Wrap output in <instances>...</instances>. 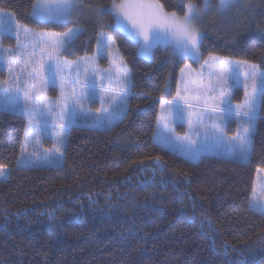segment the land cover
<instances>
[{"label":"trees","instance_id":"16d2710c","mask_svg":"<svg viewBox=\"0 0 264 264\" xmlns=\"http://www.w3.org/2000/svg\"><path fill=\"white\" fill-rule=\"evenodd\" d=\"M36 1L0 0V9L38 30L61 34L74 25L35 19ZM80 2L107 7L114 0ZM159 2L179 15L189 3L203 8V0ZM105 16L133 82L120 120L107 129L72 125L62 165L17 167L28 120L0 110V165L11 168L0 180V264H264V215L252 207L256 174L264 169V99L248 162L214 156L193 162L155 143L161 102L176 96L188 60L162 45L145 59L115 27L114 14ZM195 24L203 36L201 62L218 55L264 68V0L225 10L210 0ZM88 28L66 56L93 50L98 28ZM78 44V55L68 53Z\"/></svg>","mask_w":264,"mask_h":264},{"label":"rangeland","instance_id":"374dc122","mask_svg":"<svg viewBox=\"0 0 264 264\" xmlns=\"http://www.w3.org/2000/svg\"><path fill=\"white\" fill-rule=\"evenodd\" d=\"M238 1L240 0H236L235 3ZM150 2L158 9L162 7L159 0H150ZM47 3L48 0H37L35 5L38 8L42 4L47 7ZM52 3L54 5L55 0H52ZM121 3L122 0H114L107 7H86L80 0H76L70 17L66 21L58 22H71L74 25L61 34L38 30L31 25L23 24L17 20L13 12L0 9V23L3 25V29L0 30V110L23 114L28 120L17 167L62 165L69 129L72 125L107 129L126 114L127 95L133 84L131 71L110 31L106 28L109 23L105 16L106 12L111 11L115 16V27L137 43L135 36L130 34V32L134 33L135 29L127 20L123 23L128 31L117 24L116 17L120 15ZM198 9L197 18L204 11L203 8L198 7ZM163 11L162 14L169 20L172 19V14L180 20L186 14ZM35 12L36 9H33L35 19L57 23L55 19H44ZM90 23L98 28V41L91 52L72 59L65 55L71 43L56 46L58 42L65 41L66 35H70V30L77 32L72 37V41L84 30L89 31ZM195 27L200 36L199 50L195 57L181 54L179 45L182 37L172 32L167 33L166 42L155 44L150 56L140 54L145 59L151 60L155 47L172 46L180 57L188 60L180 71L176 96L173 100L161 102L154 142L193 162H199L203 157L209 156L248 162L250 155L246 159L240 158L229 150L234 142L233 138H238L244 133V129L249 127L242 122L246 117L238 116L236 112L242 113L248 109V101L252 97V75L255 73L259 88L261 80H264V68L247 60L218 55H210L201 62L203 36L196 24ZM160 32L163 36L165 29L161 28ZM88 38H90L89 33ZM85 47H88V43ZM80 48L81 44H78L73 50L67 51L78 55ZM50 52L53 54L50 55ZM198 63H201L199 69L194 65ZM49 65H52L53 70L56 71L54 81L48 70ZM125 80L128 81L127 84L124 83ZM221 80L225 81L223 100L232 109V115L226 120L223 118L224 112L212 111L213 107L223 109L226 106L225 103H221L219 87ZM86 84L88 87L84 86ZM213 88L215 91H211ZM51 89L54 94L51 93ZM239 89H242V93ZM25 93L30 94V100H25ZM6 95L18 97L17 103L20 106L27 104L30 110L34 108L35 114L29 116L20 108L12 110L6 107L4 105ZM177 104L183 109L182 116L176 114ZM189 104L192 106L189 107ZM260 106L261 99H258L255 105L257 118ZM69 109L74 110L75 113L71 123ZM62 124L65 128H61ZM178 125H184L186 131L178 132ZM255 127L256 120L250 128V154ZM213 132L217 136H222L221 143L218 144L210 135H205ZM61 133H64L63 139ZM163 137H170L172 142L165 144ZM10 170L11 168L3 166L0 180L7 179ZM254 203L264 205V169H258L256 174L252 205Z\"/></svg>","mask_w":264,"mask_h":264},{"label":"snow or ice","instance_id":"6c2138e0","mask_svg":"<svg viewBox=\"0 0 264 264\" xmlns=\"http://www.w3.org/2000/svg\"><path fill=\"white\" fill-rule=\"evenodd\" d=\"M236 0H218V6L220 9H224L234 4ZM76 0H55L53 5L52 0H48L47 7H44L43 4L38 8L34 5V9H36L35 14L41 16L44 19H55L57 22L66 21L70 15L72 9L75 7ZM115 6V5H114ZM210 7V0H203V10L207 11ZM120 15L116 17L117 24L124 28L125 31H128L127 26L123 23L124 20H127L135 29L134 33H131L135 36L137 40V44L139 46L140 54L142 55H151L152 48L155 44L160 42H166L167 33L172 32L173 34H179L182 37V42L179 45V50L182 55H189L195 57L198 54L199 50V41L200 36L199 32L195 27V20L197 15L199 14V9L196 5L189 3L187 5V12L184 15L183 19H177L175 14H172V19L169 20L166 15L162 14V11L158 9L150 0H122V3L119 5ZM123 17V19L121 18ZM165 29V34L162 36L160 29ZM3 29L2 23H0V30ZM77 34L76 31L70 30V35H66L65 41L58 42L56 46H60L63 43H71L72 37ZM141 40L143 41L141 43ZM50 55L53 53L50 52ZM57 65V69H58ZM48 70L52 74V79L54 81L56 71L53 70L52 65L48 66ZM125 84L128 83L127 80L124 81ZM225 81L221 80L220 87V95H221V103H225V108L218 109L217 107H213L212 111H222L224 112V119L226 120L229 116L232 115V109L227 106V103L223 100L225 95L224 89ZM88 87V85H84ZM247 88V85H245ZM19 90V89H18ZM211 91H215V89H211ZM246 96L248 95L246 91ZM31 99L29 93H25V100L28 101ZM258 99H264V80H261L259 88L256 83V75L255 73L252 75V97L251 100L248 101V109L243 111L242 113L237 111L236 115L246 117L243 123L249 125L248 128L244 129V133L240 135L238 138H233L232 147L229 150L233 155H237L240 158H247L250 155V146H251V138H250V128L253 126L257 114L255 110V105ZM18 97H13L11 95L4 96V105L6 107H10L12 110L20 108V110L32 116L35 114V109H28L27 104L20 106L18 103ZM122 103V102H121ZM189 107L192 105L189 104ZM69 122L71 123L72 119L75 116L74 110L69 109ZM183 109L179 104L176 105V114L178 116H182ZM63 119V116L61 117ZM31 122V120H30ZM61 128H65V125H61ZM64 133H61V139H63ZM206 136H211L214 138L216 142L219 144L222 142V136H217L215 132L209 134L205 133ZM163 142L165 144L171 143L170 137H163ZM191 143V141H190ZM2 167L0 166V171H2ZM255 191V190H254ZM252 207L259 211L262 215H264V205L259 203H254Z\"/></svg>","mask_w":264,"mask_h":264},{"label":"crops","instance_id":"0c3cea01","mask_svg":"<svg viewBox=\"0 0 264 264\" xmlns=\"http://www.w3.org/2000/svg\"><path fill=\"white\" fill-rule=\"evenodd\" d=\"M159 8H160L162 11L164 10L163 7H161V6H160ZM163 12H164V11H163Z\"/></svg>","mask_w":264,"mask_h":264}]
</instances>
